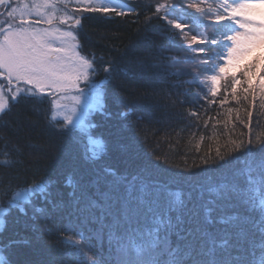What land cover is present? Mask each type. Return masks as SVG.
<instances>
[{
	"label": "snow or ice",
	"instance_id": "6c2138e0",
	"mask_svg": "<svg viewBox=\"0 0 264 264\" xmlns=\"http://www.w3.org/2000/svg\"><path fill=\"white\" fill-rule=\"evenodd\" d=\"M135 12L120 0H0V119L20 100L47 99L52 126L67 135H86L85 159L100 160L107 145L92 137L90 130L96 127L92 117L108 115L107 85L117 69L111 61L98 63L95 55H82L78 38L81 14L111 19ZM153 17L163 22L159 31L172 36L177 51L197 53V60L192 62L202 65L183 69L184 61L173 58L164 69H176L177 76L195 71L192 82L200 89L193 94L197 104H216L219 97V107L224 108L230 101L237 105L243 101L247 105L243 119L240 108H228L224 126L228 128L231 123L235 128L238 121L248 132L242 139L229 134L217 143L214 153L205 154L202 162L208 165L211 160L221 175V181L209 190L215 199L205 204L199 202L202 197L186 202L174 193L169 194L174 199H165V185L139 176L129 181L105 168V175L111 174L115 180L106 181L110 191L104 194L103 206L107 211L97 219L101 231L109 229V241L115 246L114 264H264V133L253 137L251 128L257 101L264 109V0H162L155 4ZM194 26L205 31L196 32ZM208 28H213L210 36L206 34ZM189 115L199 119L196 111ZM235 162L245 167L236 170L231 167ZM14 163V159L0 161L5 166ZM102 179L98 177L96 183ZM55 185L45 178L24 187L0 183V264H12V249L28 243L26 239L2 238L10 217L16 213L26 229L38 231L35 221L47 219L49 205L59 206L57 197L62 194ZM66 185L74 189L70 195L78 212L98 206L92 201L81 209L83 193L78 197L75 191L79 181L69 176ZM121 185H125L123 193ZM202 207L204 223L200 221ZM226 208H244L247 214H224ZM215 209L221 211L218 219L211 215ZM253 214L258 215V221L240 237ZM216 224L222 226L219 240L212 231ZM63 234L72 248V258L106 264L85 250L84 234L71 225ZM234 235L238 238L233 239ZM234 251L241 254L233 255ZM248 252L252 259L245 255Z\"/></svg>",
	"mask_w": 264,
	"mask_h": 264
},
{
	"label": "trees",
	"instance_id": "16d2710c",
	"mask_svg": "<svg viewBox=\"0 0 264 264\" xmlns=\"http://www.w3.org/2000/svg\"><path fill=\"white\" fill-rule=\"evenodd\" d=\"M120 2L134 7L136 12L111 19L83 13L78 37L83 47L82 55L93 54L98 63L111 61L117 69L115 78L107 85L108 115L92 117L96 125L90 130L92 137L102 139L107 145L100 160L85 159L86 135L80 132L67 135L52 126L47 99L20 100L7 116L0 119V161L15 160L14 165L0 164V183L24 187L45 178L55 181L62 194L57 197L58 207L48 206L47 219L42 217L35 221L38 231L26 229L16 213L10 217L2 238L28 241L12 249V264H79L81 260L87 264L84 257H71L72 248L65 242L63 234V229L69 225L86 236L82 245L90 255L103 258L106 264H114L115 246L109 241V229L101 231V222L97 219L107 211L103 206L104 194L110 191L106 181L115 180L111 174L105 175V168L115 170L117 176H126L129 181L139 176L165 185V199H174L169 195L174 193L186 202L202 197L199 202L205 204L209 199H215L209 190L221 181L220 172L212 161L209 160L208 165L202 162L205 154L214 153L217 143H222L229 134L242 139L248 132L238 121L235 128L231 123L228 128L224 126L228 108H240L243 119V108L247 107L243 101L240 105L230 101L224 108L219 107V97L216 104H197L193 94L200 89L192 82L195 71L177 76L174 74L176 69H164L173 58L184 61L183 69L194 70L202 65L192 62L197 60V53L177 51L172 36L159 31L163 22L153 17V10L162 0ZM195 31L205 29L195 27ZM212 32L213 28L206 30L209 36ZM191 111H196L199 119L190 116ZM121 113L128 115L124 117ZM232 119L235 120V111ZM251 128L253 137L264 133V109L259 107V101L252 110ZM231 167L240 170L245 165L235 162ZM69 176L79 181L80 186L75 191L78 197L83 193L80 208L84 209L92 201L97 207L76 210L70 195L74 189L66 185ZM98 177H104L99 184L96 183ZM124 189L125 185H121L120 192ZM238 213L247 214L244 208L224 210V214ZM211 215L218 219L221 211L215 209ZM258 219V215L253 214L239 236L249 233ZM200 221L205 222L203 207ZM108 222L110 220L105 221ZM221 227L216 224L212 229L218 240L222 236ZM240 254L233 252V255ZM245 255L252 259L250 252ZM259 255L260 248L257 247L256 257Z\"/></svg>",
	"mask_w": 264,
	"mask_h": 264
},
{
	"label": "rangeland",
	"instance_id": "374dc122",
	"mask_svg": "<svg viewBox=\"0 0 264 264\" xmlns=\"http://www.w3.org/2000/svg\"><path fill=\"white\" fill-rule=\"evenodd\" d=\"M81 15H83V14H81ZM94 138V137H93ZM95 139V138H94Z\"/></svg>",
	"mask_w": 264,
	"mask_h": 264
}]
</instances>
